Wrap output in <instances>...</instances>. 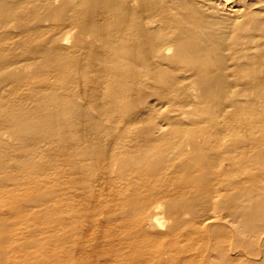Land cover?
<instances>
[{"label":"bare ground","instance_id":"obj_1","mask_svg":"<svg viewBox=\"0 0 264 264\" xmlns=\"http://www.w3.org/2000/svg\"><path fill=\"white\" fill-rule=\"evenodd\" d=\"M44 1V4H47L45 9L38 8V5L30 6L34 0H0V28H3L5 24L7 25L6 20H14L18 14L16 13L17 10L20 9L19 27H24L28 31L32 28L33 30L29 32L34 33L32 38L37 41L35 50L40 52L37 65L39 70L50 71L53 73V77L54 74L55 76L59 75L58 78H61V83H65L60 87L53 88L48 86L53 81L47 80L44 81V86L33 87L30 94L36 104L29 111L22 113L24 116L12 117L11 120L16 123L15 133L18 132V136H14V143H24L22 149L18 147L25 151L28 156L24 161L33 158L37 152L33 150L34 148L29 149L26 146L34 143L46 144L44 141L49 138L48 144H51L52 137L61 135L67 183L65 188L66 216L64 219V228L66 229L64 258L66 262L70 264L71 261L75 260V256H78L75 261L76 264L83 261L81 255L87 238L86 232L89 229L97 231L96 239L99 242L97 244L102 246H99L102 253L108 254L110 241L117 237L121 241L124 240L117 234L120 233L119 231L128 230L129 224L135 225L140 233H151L152 225L155 228H158L160 224L162 225L161 216L159 217L161 203H159L153 206L146 219L139 216L135 219H127L128 222L122 220L117 225L119 230L113 231L106 225L109 220L104 219L110 217L113 211L112 207L110 209L108 206L109 194L112 193L106 190V193H101L104 185H108L116 179H126L128 171L126 168H132V173L140 172L137 166L144 161L148 162L149 165L143 173L155 178L156 182H161L158 194L166 195L168 193L169 188L165 186L168 180L166 178L174 176V172L162 173L166 168H164V164L166 166L167 163L163 160L154 161L155 159L153 160L149 154L150 151L158 147L159 138H161L159 133L162 132L163 134L161 125H154L145 130L141 128L139 132L134 131L135 134H131V129L128 127L119 130V132L124 133L123 135L115 133L117 131L115 125L120 121H125L126 125H132L143 120L146 116H156L154 114H157V109L150 102L148 103L149 97L155 96L159 99L169 97L170 88H174L173 85L181 80V76L177 74L173 76L170 70L164 69L166 67L165 60L169 57L166 52L171 47L160 44L158 32L148 28L144 23V19L148 16L142 17V13H140L143 8L151 5H155V12H151L150 15H162L163 21L165 19L166 24L171 28L170 34L174 39L172 41L176 44L175 50L180 53V56L182 55L184 61L192 62L199 67L201 78L206 81L205 89L207 88V91L204 88L203 90L206 92L207 98L210 101L213 100V110H219L221 115L228 118V123L225 126L212 131H206V128L202 131L204 125L201 126V130H198L196 124L193 125L196 130L192 129L190 123V130H194L191 133L192 136L190 135L191 139H188L192 150L186 151V149H181L182 146L180 149H178L179 145L175 146L178 150H182L180 155H183L185 159L187 158L185 165L183 164L180 168L184 177L185 173L189 175V184L183 188L182 194L184 197L191 198L205 195L203 206L197 212V222L200 224H208L211 221L214 224L215 221L213 222V220L217 217H214L213 212H221L220 210L227 207L217 205L216 201L218 198L227 195H232L235 198V205L232 209L230 208L232 214L242 211L250 191L247 193V190L243 189L244 186L239 176L243 173L246 162H253L251 166L253 168L259 159L264 158V59L261 55L259 56L262 58L254 57L256 55L254 49L264 46V33H260L261 24L257 23L259 24L258 27L255 24L257 21H255L250 27L248 25V28L251 29L256 26L254 31L248 35L245 41L235 46L237 41H231L234 32L232 31L234 26L232 19L226 18L220 27L214 28L218 21L210 20L207 15L198 11H195L196 14L194 15L192 11V13L190 11L171 13L170 5L164 0H144L140 5L141 9L137 8L139 5L136 7L133 1L132 5L130 0H79L76 3L69 2L66 9L54 5L52 0ZM181 2L184 1L181 0ZM136 3L138 2L136 1ZM46 9L48 11L44 14ZM145 14L143 12V15ZM45 20H50L53 23L52 30L56 29L54 32L47 33L41 29L43 27L42 22ZM194 26L201 29H196L197 27ZM72 27H77V34L80 32L83 35V37L75 39L74 43L78 46L77 48H81L80 54L82 55L80 56L78 52L71 53L73 51H69L63 47L64 44H61V40L64 39V36L61 35L62 30ZM204 29L206 30L204 31ZM73 32L75 31L73 30ZM157 38L158 40H156ZM252 56L255 60L251 59ZM6 61L5 58L0 63L5 68L0 70V85H7L6 81L11 76L18 77L20 76L18 73L28 71L25 67L21 69V65L18 66L17 63L15 67L14 63H9V69H7L5 67ZM171 62L175 64L174 59H171ZM155 83L157 84L155 85ZM138 84L143 87L138 86ZM238 87H242V91ZM257 88H262L263 91L256 93L254 90ZM246 89L251 90V92L254 91L252 94L253 101L262 105L261 108L258 107L256 112L254 111L259 118L258 120H250V116L237 120L233 117L235 112L240 111L243 112V116L247 113L252 114L251 110L247 111L245 105L243 106L247 101L242 103L239 98L245 95ZM1 104L3 103H0V107ZM2 110L5 114L8 113L7 116H13L9 110L5 108ZM212 112L211 114H213ZM185 113L182 112L181 114ZM196 131L199 132L198 136ZM179 132L181 133L182 130ZM131 135L137 138L136 141H132L131 138L133 137H130V140L126 139ZM180 135L184 136L183 134ZM4 144L5 141L0 136V146L2 147ZM185 145L184 147H186ZM161 154L165 155L164 153ZM5 161H7L5 158L0 160L1 167ZM162 167L163 170H161ZM140 168L142 169V167ZM0 182L6 181L0 179ZM116 192L113 194L115 195ZM123 201L122 199L120 204ZM132 210V207H127L124 213L130 215ZM253 210V219H260L262 222L259 225L256 223L248 225L251 232L248 240L264 247V205L258 209L255 207ZM88 245H91L90 242ZM263 247L261 246V249ZM167 251L169 255L170 248ZM108 257L110 256L108 255ZM262 260L264 262V258Z\"/></svg>","mask_w":264,"mask_h":264},{"label":"rangeland","instance_id":"obj_2","mask_svg":"<svg viewBox=\"0 0 264 264\" xmlns=\"http://www.w3.org/2000/svg\"><path fill=\"white\" fill-rule=\"evenodd\" d=\"M78 1L79 0H52L51 2L58 7H64V9H66L69 2L76 3ZM132 1L136 7L139 5L137 8H142L140 5H142L144 0H136L138 3H136L135 0H130V2ZM175 1L178 3H175ZM183 1L185 3L181 2V0H164V2L170 5L171 13L192 11L193 13H191L194 15L196 14L194 12L198 11L207 15L208 19L218 21L214 28L220 27L221 24L224 23V19H232L234 21L232 31L234 32L232 33L231 41H237L235 46H238L240 42L245 41L246 38H248V35L254 31L253 29L256 26L254 27V25H252L254 28L251 29L248 28V25L250 27L255 21H257L255 24H261L260 33H264V31H262L264 30V0ZM44 2V0H34L33 4L31 3L30 6L33 5L34 7L38 5V8L41 7L42 9H45L47 8V4H44ZM133 2L131 3L132 5ZM232 8L233 10L235 8L234 12ZM173 9L174 11H172ZM47 11L48 9L44 11V14ZM143 12L145 15H143ZM151 12H155V5L143 8V11H140L142 17L148 16V18L144 19V23L148 28H152L158 32L157 34L160 44L171 47V49H168V52H166L169 57L165 60L166 67L164 69L170 70L173 76L176 74L181 76V80L173 85L174 88H170L169 97H163L160 99L155 96L149 97L148 103L150 102L154 108L156 107L158 115L154 114L156 116H146L143 120L135 122L132 125H126L125 121H120L115 125V127H117L115 133L117 135H123L124 133L122 131L119 132V130L128 127L131 129V134H135L134 131L139 132L141 128H144L145 130L154 125H161L163 128L161 129L163 134L162 132L159 133L161 138H159L158 147L150 151L149 154L152 156L153 160L155 159L154 161L163 160L167 163L165 166L163 162L164 168H166L162 173H169V171L170 173L174 172V176L166 178L168 180L166 182L167 185L165 184V186H167L170 191L168 190L166 195L158 194L161 186L159 184L161 182H156L155 178L143 173L145 172L147 165H149L148 162L144 161L140 162L141 164L137 166L140 172L132 173V168H126L128 171L126 173V179H124L125 181L123 179H116V181L104 185L101 193H106V191H111L112 193L109 194L110 199H108V206L110 209L111 207L113 209L110 216L111 218L106 217L104 219L109 220L106 225L108 228L113 229V231L117 229V225H119L122 220L127 221L129 218L135 219L139 216H143L146 219V216L152 211L153 206L159 203H161L159 217L161 216L160 221L162 222V225H158V228H155L154 225H152L153 228L151 226V233H140L137 231L135 225L128 223V230L119 231L120 233L117 234L124 240L121 241L119 237L113 238V241L111 240L110 245H108V254L102 253V249L100 250V247L102 246L97 244V231L93 229L91 231V229H89L86 232L87 242L85 241L84 243V250L81 255L84 262L82 261L80 264H264L262 260V258H264L263 245L248 240L251 233L248 229V225L250 223H256V225H259V223L262 222L260 219H253L252 215L255 207L258 209V207L260 208L264 205V158L259 159L254 164L253 168L251 167L253 162H246L244 164L245 169L239 176L242 185L244 186L243 189L247 190V193L250 191L247 194V201L244 203V208H246L242 209L243 212L240 211L232 214L231 209L235 205V198L232 195H227L226 197L218 198L216 201L217 205L227 207L220 210L221 212H213L214 217H217L213 220V222L215 221L214 224L211 221L208 224L201 223V225L197 222V212L198 209H201V206H203L205 195L202 194L201 197L203 200H199V198H201L200 196L191 198L188 196L184 197L182 194L183 188L187 187L189 184V175H186L185 173L184 177L180 172V168L183 164L185 165L187 158L185 159L183 155H180L182 150L178 149L182 146L183 148L181 149H186V151L192 150L189 140L191 139L192 131H194L192 129H195V127H193L194 124H196L195 126L198 130H201V126L204 125L205 127L202 126V131H204L205 128L207 129L206 131H212L213 129H220L225 126L228 123V118L227 116L221 115L219 110H213V100L210 101L206 96V92L204 91H207V88L205 89L206 81H203L201 78L199 67L192 62H186L183 60L182 55L180 56V53L175 50L176 44L172 41L174 39L172 34H170L171 28L166 24L165 19L163 21L162 15H150ZM16 13L18 14L14 20H6L7 25L4 21V27L0 28V63L6 58L7 61L5 67L7 69H9V63H14V67L17 63L18 66L21 65V69L25 67L29 72L26 71V69H24L26 72L19 71L20 74L18 73V75L20 76H11L10 79L6 81L7 85H0V103H3L1 104V107L2 109L5 108L9 110L10 113L13 114V116H7L8 113L5 114L4 111L0 109V136L5 141L4 146H0V160L4 158L7 160L2 167L0 166V179L6 181L0 182V264H68L64 258V234L66 231L64 228V219L66 216L65 188L67 183L61 135L59 134L52 137L50 141L52 142L51 144H48L50 140L49 138L44 141L46 144L40 143L39 145L38 143H34L35 145L32 144L26 146L29 149L34 148L33 150L37 152L33 158L24 161V159L28 158L26 152L21 150L24 143H14V136L16 135L17 137L18 132L15 133L16 123L11 120L12 117L19 118L24 116L22 113L29 111L36 104L33 100L34 98L30 94L33 87L38 85L44 86L45 84L43 83L47 80L53 81V83L48 84L49 87L53 88L60 87L65 83H61V78H58L59 75L55 76L54 74L53 77L52 72L39 70L37 65L40 52L35 50L37 47V41H34L32 38L34 33L29 32L33 29L31 28L28 31L24 27H19L20 9H18ZM235 18L237 19L236 21ZM52 24L53 23L50 20H45L42 22L43 27L41 29L44 30V32L52 33L56 30H52ZM257 25L259 27V24ZM194 27H197L196 29H201L198 26ZM77 29V27H72L70 29L65 28L62 30L61 35L62 37L64 36V39L61 40V44H64L63 47L69 51H73L71 53L78 52V55L80 56L82 55L80 54L81 48H77L78 46L74 43L75 39L83 37V35L80 32L77 34ZM73 30L76 33L73 32ZM205 30L206 29H204V31ZM158 38L156 40H158ZM81 45H83L82 42ZM254 51V54H256L254 56L255 58L257 57L258 59L263 57L262 59H264V46L256 47ZM254 57L252 56L251 59L255 60ZM171 59H174L175 64L171 62ZM36 66L37 68H35ZM2 69L5 68L0 65V70ZM48 75L50 78L46 77ZM156 84L157 83H155V85ZM138 86L143 87L140 84H138ZM196 86L198 87L196 88ZM238 89L242 91L243 88L238 87ZM249 91L251 92V90L246 89V91H244L245 95H242L239 98L242 103H244L243 101H247L243 106L245 105L244 107H246L247 111L251 110L252 114L247 113V115L243 116L242 111L235 112L236 116L234 115L233 117L236 120L249 118V116L250 120L259 119L254 111L256 112L258 107L261 108L262 105L259 103V106L256 101H253L254 98L252 94L254 91L259 93L263 91V89L257 88L252 91L251 94ZM30 100L32 101L30 102ZM23 102L25 103L23 104ZM159 108L162 109L158 110ZM211 111H213V114H211ZM182 112L186 113L181 114ZM233 117H231V120H233ZM109 123L110 122L108 121V124ZM189 126L192 128L191 130ZM14 129L15 131H13ZM179 130H182L183 133H180ZM9 131H11L12 134L11 132L7 133ZM197 131L195 133L198 136L199 132ZM178 132L184 136H181ZM173 133L177 136L175 137ZM241 133L247 134L245 132ZM8 134L11 135L9 136ZM133 136L134 135H131L126 139ZM133 138H131L132 141H136L137 138ZM174 140L175 142H173ZM231 141L233 140L231 139ZM178 145L179 148H175V146ZM184 145L186 147H184ZM18 147H21V149ZM161 153H164L165 155H162ZM244 165L242 167H244ZM140 167H142V169ZM161 170H163V167ZM232 177H234V175H232ZM183 181L185 182L183 183ZM114 192H116L115 195L113 194ZM122 199L124 201L120 204ZM145 204H148V206H145ZM135 205L138 206L136 207ZM124 207L126 208L124 209ZM127 207L133 208V212L130 215L124 213V210H126ZM103 228L104 226L102 227V230ZM89 242L91 245H88ZM251 243H253V245H251ZM261 246L263 247L262 249ZM168 248H170L169 255L167 254ZM141 250L145 252H140ZM256 251L258 255L256 254ZM141 253L144 255L142 254L141 256ZM108 255L112 257L110 258ZM77 257L78 256H75V260L71 261L70 264H76L75 261Z\"/></svg>","mask_w":264,"mask_h":264}]
</instances>
